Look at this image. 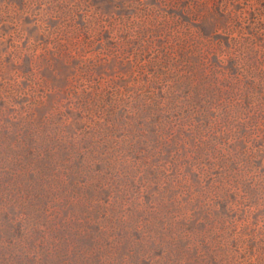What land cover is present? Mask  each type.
Returning a JSON list of instances; mask_svg holds the SVG:
<instances>
[{"label":"rangeland","instance_id":"rangeland-1","mask_svg":"<svg viewBox=\"0 0 264 264\" xmlns=\"http://www.w3.org/2000/svg\"><path fill=\"white\" fill-rule=\"evenodd\" d=\"M0 264H264V0H0Z\"/></svg>","mask_w":264,"mask_h":264}]
</instances>
